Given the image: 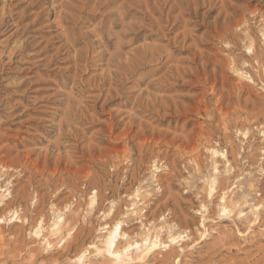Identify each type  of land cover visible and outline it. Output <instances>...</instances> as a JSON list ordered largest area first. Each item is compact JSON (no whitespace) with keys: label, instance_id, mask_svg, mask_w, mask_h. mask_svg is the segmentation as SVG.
Segmentation results:
<instances>
[{"label":"rangeland","instance_id":"rangeland-1","mask_svg":"<svg viewBox=\"0 0 264 264\" xmlns=\"http://www.w3.org/2000/svg\"><path fill=\"white\" fill-rule=\"evenodd\" d=\"M263 26L264 0H0V264H114L116 221L169 244L124 264H264Z\"/></svg>","mask_w":264,"mask_h":264},{"label":"bare ground","instance_id":"bare-ground-1","mask_svg":"<svg viewBox=\"0 0 264 264\" xmlns=\"http://www.w3.org/2000/svg\"><path fill=\"white\" fill-rule=\"evenodd\" d=\"M98 1H104V0H98ZM108 2H106V3H108ZM96 5H97V3H96ZM260 32H261L260 35L262 36V39H263V50H264V26L262 27ZM106 41H107L106 43H108V39ZM251 45L252 44L249 43L248 48H250ZM232 71L237 73V75L239 77L243 75V73L241 71L239 72V70L234 66H232ZM241 132L243 134L247 133V131H243V130H241ZM208 149H210L211 154H213V155L214 154H220V155L224 156V153L221 151H218L217 148L209 146ZM151 166L153 167L154 171L159 170V166L156 165L155 160L153 161ZM7 172H8L7 167L0 164V175H6ZM213 183H214V178H212L210 181V185H209L210 191L209 192H211V190L213 189ZM137 196H138V194H135V197H137ZM143 197H145V196H143ZM95 202H96V195H95V191H93L92 195L90 196L88 203L90 206H92L93 204H95ZM225 210H226V207H223L222 211H225ZM226 212H228V211H226ZM15 218H16V216H15ZM2 220H4V218L0 217V221H2ZM57 220L59 223V221L61 220V217L57 216ZM53 221H55V220H53ZM51 224H53V223H51ZM40 227H41V225L39 223L37 225V229L34 231V233H39ZM120 227H121V225H120L119 221H116L115 223H113L112 226L105 225L104 228H107V229L105 230L104 234L102 235L101 244L100 245L97 244L98 246H96V244H94V245L92 244L93 247L95 248V252L97 253V255L99 254V255L108 256L114 264H124L127 260H130L131 254H132V248H134L135 251L137 252L136 256L139 259H144V258L148 257L149 254L153 255L157 251V249H159L160 247H167L169 245V244L166 245L164 242H161L157 234L152 235V234H149L147 231L143 234V236L139 240H131L129 238V234L122 231L121 230L122 228H120ZM177 237H180L179 233L177 234V236H176V233H175V235L171 234L169 236V240L175 241V239ZM119 238H122L123 241L117 242ZM84 258H85V254L82 252L79 255V257L77 258L78 263L84 264V261H83ZM176 264H177V262H176Z\"/></svg>","mask_w":264,"mask_h":264}]
</instances>
